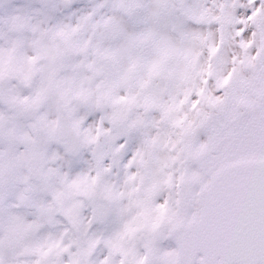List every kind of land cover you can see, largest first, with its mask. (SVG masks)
Masks as SVG:
<instances>
[{
  "label": "snow or ice",
  "instance_id": "6c2138e0",
  "mask_svg": "<svg viewBox=\"0 0 264 264\" xmlns=\"http://www.w3.org/2000/svg\"><path fill=\"white\" fill-rule=\"evenodd\" d=\"M0 264H264V0H0Z\"/></svg>",
  "mask_w": 264,
  "mask_h": 264
}]
</instances>
